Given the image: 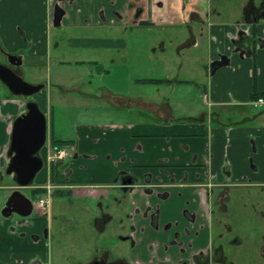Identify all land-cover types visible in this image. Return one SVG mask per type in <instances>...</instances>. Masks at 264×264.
I'll return each instance as SVG.
<instances>
[{
  "label": "crops",
  "instance_id": "1",
  "mask_svg": "<svg viewBox=\"0 0 264 264\" xmlns=\"http://www.w3.org/2000/svg\"><path fill=\"white\" fill-rule=\"evenodd\" d=\"M11 1L5 0L3 4ZM55 1L17 0V6L2 7L6 19L0 34L7 48L25 49L28 55L49 58L56 46L49 33L54 26L52 5ZM128 1L123 0L124 4L118 9L122 14H126ZM164 1L167 5L163 8L150 5V22L155 25L161 21L171 22L169 29L187 32V36L177 35L176 38V54L182 64L185 60L198 59L197 48L205 37L206 61L194 62L188 69L190 77H153L162 80L151 82L155 83V91L134 93L129 75L127 89L104 86L96 93L83 94L105 102L106 106L94 111V119L78 120L73 125L72 135L66 138L75 146L71 160H50V145L52 138L56 139L53 134L48 158L45 160L42 156L46 167L43 166L37 181L29 186L35 193L36 189L51 185L52 189L71 195L73 211L62 209L56 217L42 211V220L46 225L48 221L49 228H52L50 222H57L64 225L66 233L76 231L71 230L72 227L83 229L85 234L93 231L102 241L106 239L104 252L108 256L111 249L107 246L112 243H121V250H138L139 257L134 256L130 264H145L141 259V241L144 240L141 236L146 231L149 236L156 234L151 242L156 245L153 254L159 259L171 258L172 264H179L183 258L191 260L199 251L214 245L213 203L223 204L229 197L230 187L264 185V106H255L253 99L255 94L264 95V10L261 9L264 0H247L237 25H214L213 15L219 16L222 12L220 8L212 9L213 0ZM99 2L74 0L73 6L79 4L77 15L74 18L67 10L64 24L111 27L110 20L98 18ZM172 4L175 7L172 8ZM14 23L20 25L24 41ZM123 23L124 19L119 25ZM137 26L143 27L142 24ZM123 28L127 32L124 25ZM198 32L201 37L197 36ZM95 33L76 41L83 49L98 52L118 46L114 35L102 37L100 30ZM248 37L249 41L242 42V47L236 45L235 40ZM158 44L163 59L168 52L167 38L161 37ZM187 54L194 56L187 57ZM221 56H227L229 64L213 72V62ZM94 61L98 65L102 63L99 57ZM169 86L166 91L164 87ZM61 89L64 93L62 84ZM73 89L78 90V85ZM25 103L17 98L0 102V117L8 120L6 135H11L13 123L8 118L21 114ZM3 145L0 154L8 146ZM3 164L4 158L0 157V169ZM122 174H131L138 183L157 186L152 191L143 187L127 191ZM147 208L150 210L145 217L143 212ZM157 210L155 227L152 213ZM186 210L194 215L193 221ZM116 220L120 226L113 231L111 240L104 238ZM132 223L135 225L134 246L127 237ZM167 224L172 227L166 229ZM184 227L191 230V235L182 233L179 237L187 247L180 254L179 243L173 244L171 240L175 239V232ZM23 228L27 232L25 236L18 232H0V264H47L44 255L47 242L31 239V233L37 231L34 226H23L19 232ZM167 244L174 246L176 253L167 249ZM147 262H152L151 256Z\"/></svg>",
  "mask_w": 264,
  "mask_h": 264
},
{
  "label": "rangeland",
  "instance_id": "2",
  "mask_svg": "<svg viewBox=\"0 0 264 264\" xmlns=\"http://www.w3.org/2000/svg\"><path fill=\"white\" fill-rule=\"evenodd\" d=\"M4 1L0 4V30L3 29L2 24L6 19L5 13H2V7H8L9 4L14 7L18 4L15 2L17 0H12L11 3L4 5ZM95 1L98 4L99 1ZM246 2L247 0H213L212 9L220 8L222 13L219 16L213 15L211 21L214 25L224 23L237 25L239 19L242 17V7ZM63 3L75 18L77 15L76 7L79 4L73 6L74 2L66 0H63ZM115 4L117 5V11H119L118 9L124 2L123 0H101L99 2L100 9L97 12L98 18L102 20L106 18L111 21V27H95L93 25L84 27L77 24H64V19L60 26L50 27L49 33L56 46L52 48V54L49 58H39V55L36 54L33 56L28 55L25 49H8L0 34V62H7L4 52L10 54H20L22 52V55L25 53L23 63L17 66L20 75L26 81L33 84L46 83V87L32 96H18L12 93L0 80L1 103L3 100L9 98L22 99L25 102L29 99H34L39 103L43 112L46 111L45 113L48 118L47 140L40 151L41 156L45 160L48 158V147L53 134L56 139L68 138L72 135L73 125L78 120L94 119L93 117L96 115L94 111L106 106L105 102L98 101L91 96L84 97L83 94L93 93L94 91L96 93V91L101 90L100 88L104 86L115 85V88L121 87L122 89H127L129 87V75L132 76V91L134 93L141 90L155 91V83L144 81V79L161 78L162 76L164 77L163 79L169 76L178 78L190 77L192 75L188 69L194 62L203 63L207 59L208 43L206 38L202 37L201 41L203 45L201 44L197 48L198 59L185 60L182 64V59L176 54V38L177 35L184 37L188 34L187 32L177 33L176 30L169 29L171 28V24H173L171 22L161 21L159 25H157L158 23L155 25L149 21L142 24L143 27L134 25L133 31H129L130 29L126 28L127 32H125L123 28L125 22L123 25H119L121 18L115 11ZM85 5L88 8V3ZM19 6H22L21 2ZM95 9H98L96 4ZM41 11L42 8L39 9L40 13ZM65 22H68V20ZM14 25L18 35L24 41V36H22L24 33L22 34L19 30L20 25L18 23H14ZM98 30L102 33V37L114 35L116 40H118L119 47L117 46L113 50H101V52H98L92 49H83L79 45L80 42L76 41L86 36L95 35V32ZM114 30H116L115 33H112ZM120 30H122V33ZM164 36L167 38L168 52L165 53V57L162 59V52L158 42ZM197 36L201 37V34L198 32ZM155 47L156 52L154 51ZM189 56L194 55L187 54V57ZM96 57L102 59L101 65L93 62ZM113 59L116 60L112 61ZM163 61L166 62L165 67L162 64ZM181 65H183V68H181ZM61 84L64 86V93H62ZM77 85L79 89H73ZM170 88L171 86L164 87L166 91ZM42 98H45V101ZM4 114H6V111ZM16 117L11 116L8 119L13 122ZM7 121L6 117H0V148L5 147L2 144H10L11 135H6L5 132L8 125ZM69 159L71 160L72 158ZM40 172L33 183L37 181ZM3 176V181L0 183V232L8 234L10 233L11 226H14L17 229L16 233L18 232L20 235H23L26 229L23 228L22 232H19L24 226L20 222L23 219L35 218L38 216V212L34 211L28 217L16 215L13 219H7L3 216L2 209L12 191L10 187L15 185L12 175H8L3 171ZM21 190L24 194L32 197L31 188L23 187ZM46 197L49 196L47 195ZM71 199V195L66 194L65 191H57L50 196V207L46 209L54 217L62 209L73 211ZM224 203L227 207L224 211L220 210L213 203V210H215V215H213L214 244L224 248L227 259L231 262L230 264H264V255L261 251L262 246H264V185L247 184L230 187L229 197ZM49 225L52 228H49L47 221L45 228L47 229L48 227L50 229L49 232H52L51 235L49 233V237L46 239L47 246L44 255L47 264H90L96 257L105 255L104 250L107 244L105 245L104 243L106 239L102 241L95 232L92 231L91 234H85L83 229L72 227L71 230L75 229L76 231L66 233L62 224L50 222ZM119 226L118 220L112 223L109 226V232L104 235V238L109 237L108 240H111V236L114 234L113 231ZM153 236H156V234L149 236V231L144 232L141 236L144 238L141 241L143 245L141 248V259L142 261L145 260V264H160L157 262V255L153 254L154 249H156V245H153L154 242H151ZM119 245L118 243H112L110 246H107L108 249H111V255L108 258L112 260L117 257L124 258L129 263H132L134 256L139 257L140 252L138 250L135 251L131 248L121 250L122 248ZM170 249L172 253H176L174 246L170 245ZM179 252L183 254L180 249ZM150 256L151 258L152 256L156 258L154 262L148 263L147 261ZM10 262L12 261L10 260ZM217 264L221 263L218 261Z\"/></svg>",
  "mask_w": 264,
  "mask_h": 264
},
{
  "label": "water",
  "instance_id": "3",
  "mask_svg": "<svg viewBox=\"0 0 264 264\" xmlns=\"http://www.w3.org/2000/svg\"><path fill=\"white\" fill-rule=\"evenodd\" d=\"M64 10L56 6L54 24L59 25ZM11 64L21 65L23 56L6 52ZM227 56H221L213 62V72L218 68L228 65ZM0 80L15 95L32 96L41 91L45 84H33L26 81L11 66L0 63ZM48 133V118L40 105L34 99L25 104V110L19 114L12 123L11 139L8 150L9 162L6 172L12 175L16 189L8 196L2 213L10 218L14 213L21 216H30L34 209L33 199L24 194L23 187H29L37 174L44 166V160L40 155L42 147L46 144ZM94 264H103L101 261Z\"/></svg>",
  "mask_w": 264,
  "mask_h": 264
},
{
  "label": "flooded vegetation",
  "instance_id": "4",
  "mask_svg": "<svg viewBox=\"0 0 264 264\" xmlns=\"http://www.w3.org/2000/svg\"><path fill=\"white\" fill-rule=\"evenodd\" d=\"M66 1L74 2V0H66ZM150 5H152L155 8H163L167 4H166V2L164 0H129L127 2L126 14H122L120 11H117V10H115V11L119 15V17L121 18V20L124 19V22H125L124 25H126L125 28H128V29H130L132 31L135 26L141 25V24H145V23H148L150 21V17H149ZM56 6H58L59 9L64 10L63 17L61 19L60 24L59 25H55L54 24V26H60L61 23H62V20L64 19V16L67 13V9L63 5V0H56L53 3V5H52V8H53V23H54V18H55L54 16H55V11H56ZM261 9L264 10V2L262 4ZM103 20H106V19L104 18ZM249 39H250V37L245 38V39H242V42H246L247 43L249 41ZM235 42H236V40H235ZM4 54L7 57V62H0V63L5 64V65H8V66H11L17 73H19L18 70H17V66H19V65L11 64L9 62V60H8V56H7L6 52H4ZM17 55H22V54L20 53V54H17ZM93 62H95V61H93ZM54 146H56V145H54ZM56 147H70L71 148L70 154L65 159L59 160V161H66L69 158H73L74 155H75V152H74L75 151V146L72 145L71 143L65 144L63 146H56ZM8 150H9V145L6 147V149L3 150L2 154H0V157H3L4 158V164L1 166V169H0V172H1L0 173V183L3 181V177H4L3 176V171L6 172L7 165H8V162H9ZM121 177H122L121 180L125 184L124 185V188L127 191L129 189L133 188V187H143V188L148 189V191H152L153 187L154 186H157V185H149V184H141V183H138L137 180H136V178H134L131 174H129L128 176L125 175V176H121ZM15 185H13L12 187H10V188H12V191L16 189V186ZM158 185H160V184H158ZM52 188H54V187L51 186V188L48 189L47 186H45L44 188H42V189H45V191L43 193H40L39 192L40 194H37L38 192L35 193V192L32 191V194L33 195L30 198H32L34 200L33 201V204H34L33 212L34 211H37L38 212L37 213L38 216H36L33 219H27V220L26 219H23V221L20 222V224H24V226H27V227H31V226L33 227L34 226L35 229H37L36 232L31 233V235H30L31 239L34 240V241H37V242L38 241H43V242L46 241L47 242L46 239L49 237V233H50L49 232L50 229L48 227H47V229L45 228V226H47V225L42 220V216H43L42 211H44V213H46V214H49L50 211H48L46 208L47 207L48 208L50 207V203H51L50 196L52 194H54L55 192H57V191H59V192H62L63 191V190H54ZM46 194L49 196L48 197L49 198L48 199V202L45 205H41L40 204V198L41 197H46L47 196ZM215 204H216L215 206H218L219 209L222 210V211H224V210L227 209V207H226V205H225L224 202H223V204H219L218 202H216ZM213 209H214V206H212L211 210L213 211V215H215V210H213ZM149 210H150V208H147L143 212V215L145 217L148 216ZM185 213L189 217L190 221H193L194 215L192 213H190L188 210H186ZM16 215L21 216L18 213H14V216H12L10 218L5 217L4 215L3 216L5 218H7V219H13ZM21 217H24V216H21ZM157 217H158V210L155 211L154 213H152V223L154 224L155 227L158 225V218ZM42 226H44V227H42ZM171 227H172V224H167V226H165L166 229L167 228L169 229ZM16 230L17 229L14 226H11L10 233L16 232ZM134 230H135V225H134V223H132L130 225V234H128V236H127L128 239L130 240L132 246L135 245V240H134V237L132 236V233L134 232ZM182 233L183 234L185 233L186 235L189 236V235H191V230L188 227H184V230L182 229L181 231L180 230H177L175 232V239H173L171 241H173L172 242L173 244L179 243L180 250L182 252H184L187 247L185 246L184 239L183 240H180V238H179L182 235ZM26 234H27V232H24L23 233V236H25ZM50 235H51V233H50ZM181 241H183V242H181ZM153 245H155V244H153ZM167 245H166L167 249H168V247L170 249V245H168V246ZM261 251H262V254L264 255V246H262ZM108 257L109 256L107 254L102 255V256H99V257H96L90 264H94L95 262H98V261H101L103 264H130L124 258H116V259H113L112 260V259H110ZM155 258L156 257H153L152 256V262H154V259ZM218 261L221 264H230L231 263L227 259V256L225 254L224 248L221 247V246H217V245L214 244L211 248H207L206 250L199 251L196 255L193 256V258L191 260H189L188 258H183L178 263L179 264H217ZM157 262L160 263V264H172L171 258H168V259H159L158 258ZM263 263H264V261H263ZM35 264H44V263L35 262Z\"/></svg>",
  "mask_w": 264,
  "mask_h": 264
},
{
  "label": "built area",
  "instance_id": "5",
  "mask_svg": "<svg viewBox=\"0 0 264 264\" xmlns=\"http://www.w3.org/2000/svg\"><path fill=\"white\" fill-rule=\"evenodd\" d=\"M255 106L262 107L264 106V95L259 96L257 99L254 100ZM71 148L70 147H50L49 158L51 161H59L65 159L70 154ZM47 188H51V186H47ZM48 202V197H41L40 204L45 205Z\"/></svg>",
  "mask_w": 264,
  "mask_h": 264
},
{
  "label": "trees",
  "instance_id": "6",
  "mask_svg": "<svg viewBox=\"0 0 264 264\" xmlns=\"http://www.w3.org/2000/svg\"><path fill=\"white\" fill-rule=\"evenodd\" d=\"M236 45H238L239 47H242V38L236 40ZM144 81H147V82H158V81H162V80H158V79H144ZM164 81H167V80H164ZM261 96V95H260ZM259 97V94H255L253 96V99H257ZM71 143V140H66V139H55V138H52V145H56V146H63L65 144H69ZM128 176L129 174H122V176ZM35 191L37 192H41L43 193L45 191V189H36ZM67 194H70L69 192H65Z\"/></svg>",
  "mask_w": 264,
  "mask_h": 264
},
{
  "label": "snow or ice",
  "instance_id": "7",
  "mask_svg": "<svg viewBox=\"0 0 264 264\" xmlns=\"http://www.w3.org/2000/svg\"><path fill=\"white\" fill-rule=\"evenodd\" d=\"M3 0H0V4H2Z\"/></svg>",
  "mask_w": 264,
  "mask_h": 264
}]
</instances>
